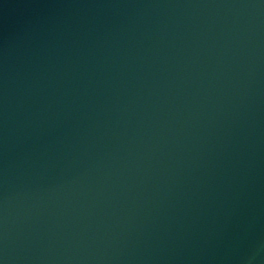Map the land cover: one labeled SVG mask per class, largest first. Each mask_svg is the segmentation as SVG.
I'll use <instances>...</instances> for the list:
<instances>
[{"label":"water","instance_id":"1","mask_svg":"<svg viewBox=\"0 0 264 264\" xmlns=\"http://www.w3.org/2000/svg\"><path fill=\"white\" fill-rule=\"evenodd\" d=\"M0 264H264V0H0Z\"/></svg>","mask_w":264,"mask_h":264}]
</instances>
